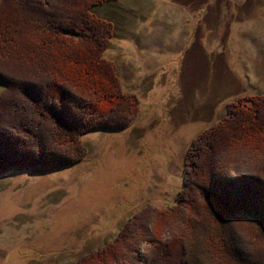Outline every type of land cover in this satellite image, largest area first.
<instances>
[{
  "label": "rangeland",
  "instance_id": "374dc122",
  "mask_svg": "<svg viewBox=\"0 0 264 264\" xmlns=\"http://www.w3.org/2000/svg\"><path fill=\"white\" fill-rule=\"evenodd\" d=\"M93 11L114 25L105 56L138 112L125 126L86 132L77 162L0 174V264H73L145 222L147 240L130 251L139 264L149 239L185 234L181 217L164 223L146 210L178 203L192 141L229 102L264 96V0H117ZM260 145L246 138L223 162L258 167Z\"/></svg>",
  "mask_w": 264,
  "mask_h": 264
},
{
  "label": "trees",
  "instance_id": "16d2710c",
  "mask_svg": "<svg viewBox=\"0 0 264 264\" xmlns=\"http://www.w3.org/2000/svg\"><path fill=\"white\" fill-rule=\"evenodd\" d=\"M110 1L117 0H0V174L77 162L86 132L136 117V95L123 90L116 64L105 56L114 25L93 11ZM226 109L192 141L178 203L146 210L164 223L181 217L185 234L149 239L139 264H264V162L244 167L222 159L246 138L264 143V96L238 98ZM196 217L200 227L191 231ZM146 225L132 235L121 229L112 246L73 264H135L130 251L147 240Z\"/></svg>",
  "mask_w": 264,
  "mask_h": 264
}]
</instances>
